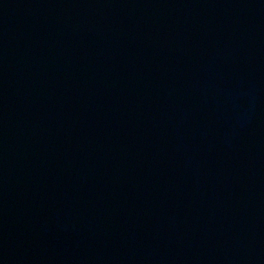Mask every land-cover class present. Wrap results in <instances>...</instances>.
<instances>
[{
    "label": "water",
    "instance_id": "obj_1",
    "mask_svg": "<svg viewBox=\"0 0 264 264\" xmlns=\"http://www.w3.org/2000/svg\"><path fill=\"white\" fill-rule=\"evenodd\" d=\"M0 264H264V0H0Z\"/></svg>",
    "mask_w": 264,
    "mask_h": 264
}]
</instances>
